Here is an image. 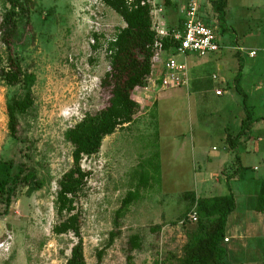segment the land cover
I'll use <instances>...</instances> for the list:
<instances>
[{"label": "rangeland", "instance_id": "374dc122", "mask_svg": "<svg viewBox=\"0 0 264 264\" xmlns=\"http://www.w3.org/2000/svg\"><path fill=\"white\" fill-rule=\"evenodd\" d=\"M20 1L27 3L29 11L25 17L28 18L19 22L17 33L10 38L4 20L11 3L0 0V160L26 163L45 181V187L32 196L20 190L7 212L0 205V264H66L78 240L73 234L57 236L53 232L63 219L55 207L59 182L73 166V147L65 134L85 116L108 106L110 89L102 85L111 70L108 42L126 25L116 12L97 0ZM152 1L158 7H153L154 11L161 10L160 7L164 12L171 10L167 0ZM170 16L176 18V14ZM220 27L215 32L222 54L234 58L238 48H244L246 52L242 55L249 62L248 49L255 50L258 55L252 62L263 78L264 0H232L230 13ZM95 35L100 42L97 50L93 48L98 44ZM12 54L20 57L25 69L36 76L35 105L20 121L24 143L13 141L8 130V97L21 92L19 88L9 87L1 77V70L7 67V59ZM177 59L182 61L181 57ZM214 73L221 75L213 68L208 72L210 83ZM241 79L232 83L239 85L238 89H225L222 97L212 90L205 96L207 102L201 105L195 104L196 97L200 96L189 97L183 90L185 95H179L177 103L166 105V130L160 142L150 104L133 125L107 137L97 156L83 160V169L89 177L76 200L75 213L81 217L87 264H129L130 255L133 256L132 264H164L171 255L169 245L172 242L166 231L162 234L155 229L179 225L180 219L189 220V211L193 208L184 194L191 190L202 197L230 194V186L227 189L224 181H216L222 178L221 173L214 180L209 179V174L215 173L200 174L197 170L200 160L192 156L191 148L194 136L206 132L208 143L220 150L214 153L207 148L206 155L217 157L221 154L224 137L238 134L235 127L244 110V95L254 110V117L264 116V97L254 100L256 95H252L255 81L241 82ZM263 121L259 124L261 132H264ZM178 131L186 135L183 150L178 149L179 142L174 140ZM158 144L163 154L161 176L142 191L141 199L121 220V235L109 247L116 213L123 199L134 191L142 173L155 171L149 165L143 169L142 163L154 158L159 151ZM241 162L244 178L251 177L255 181L264 178V151L252 153ZM254 167L260 171H254ZM203 189L211 191L204 194ZM243 198L242 195L237 200L238 208L245 205ZM258 218L261 235L249 241L253 264L264 263V216L259 214ZM133 235L141 237L142 248L131 254L128 243ZM178 244L180 252L182 243ZM101 252L102 260L99 259Z\"/></svg>", "mask_w": 264, "mask_h": 264}, {"label": "trees", "instance_id": "16d2710c", "mask_svg": "<svg viewBox=\"0 0 264 264\" xmlns=\"http://www.w3.org/2000/svg\"><path fill=\"white\" fill-rule=\"evenodd\" d=\"M11 3V10L6 15L4 25L6 34L11 38L17 33L19 22L23 23L29 11L27 3L20 0H7ZM116 12L124 21L125 27L119 29L115 37L108 42L107 54L110 60V72L106 75L102 85L110 89L108 106L103 110L85 116V118L70 128L65 138L73 147V166L63 175L59 182L55 207L62 221L54 227L57 236L73 234L78 242L71 250V256L66 264H87L84 241L82 237L81 217L76 214V200L83 193L89 173L85 172L82 162L85 158L97 156L105 139L114 135L118 130L131 126L141 111L140 104L135 99L137 88H146L153 71V62L156 56L155 44L158 41L153 29L152 0H97ZM170 0H167L169 4ZM228 0H217L213 3L214 12L218 21L223 24L226 20ZM29 23V19L27 20ZM26 22V23H27ZM183 29V25L181 29ZM99 49V37L94 36ZM11 42L9 41V44ZM165 53L177 55L179 43L166 38L162 40ZM240 72L236 78L239 82ZM2 80L11 88H19L20 93L9 95L7 101L8 130L10 138L17 143H24L20 133L21 117L27 115L34 107L33 88L36 84L35 74L25 69L23 61L17 55L7 59V67L1 70ZM239 88V85H236ZM247 95H244L245 119L241 123L239 133L234 137L230 135L228 145L236 151L240 140L252 134L253 126L264 120V116L254 117V110L248 105ZM155 117V116H154ZM159 136L158 129H156ZM153 159L142 163L143 169L148 165L154 173L141 174L134 191H130L123 199L122 206L116 213L114 221L115 230L110 234L109 247L121 235V220L127 215L132 205L141 199L142 191L147 190L152 182L161 176L160 153L156 151ZM145 171H148L147 169ZM239 168L236 173H241ZM236 175V174H235ZM232 176L228 177L230 182ZM45 187L36 170L26 163H17L14 160H0V205L7 212L14 203L20 190H26L27 196H32ZM190 201L192 210L198 215V222L184 220L182 229L187 241L179 255L169 254L164 264H225L228 251L225 248L226 229L229 217L236 211L237 203L234 195L212 198H196L194 193L183 196ZM256 212L264 214V180L259 192ZM67 216V217H65ZM195 224V225H191ZM158 226L155 230L159 231ZM129 251L142 248V239L133 235L129 240ZM103 252L99 254L102 260ZM133 256L128 257L132 264Z\"/></svg>", "mask_w": 264, "mask_h": 264}, {"label": "crops", "instance_id": "0c3cea01", "mask_svg": "<svg viewBox=\"0 0 264 264\" xmlns=\"http://www.w3.org/2000/svg\"><path fill=\"white\" fill-rule=\"evenodd\" d=\"M215 1L217 0L201 1L200 17L206 25L210 26L216 31L217 28L221 29V27L218 21V16L214 12L213 8V3ZM235 1L237 0H233V2ZM151 4L154 8L158 9L156 2L152 1ZM186 5L187 0H170L168 6L171 10L164 12V8L160 7L163 12L158 16V18L160 22L163 23L164 29L170 32L179 31L181 29V26L184 23L183 11L185 10ZM231 7L232 0H228V7L226 9V19L228 17V13H230ZM171 14H176V18L173 19V16H170ZM219 45L220 49L218 52L210 54L203 58L190 54L176 55L177 58H182L181 62H185L188 65V87L170 88L166 90L163 89L162 80L165 75V64L172 55L164 52L154 60L153 71L152 75L149 78V84L146 88L136 89L135 99L141 107L139 115L150 104L153 105V112L151 111V115L157 121L155 126L159 132L158 142H160V140L162 141V136H164V132L166 130V124L164 123L166 121L165 117H167L165 114L166 105L169 106L171 103H177L178 100H180V98L185 95L183 93V90L187 91V94L190 95L189 97L200 96V98L196 97V105H201V102L206 103L207 98L205 96H207L212 90H215V93L218 97H222L225 95V89H235L236 85L234 86L232 85V83H234L235 79L237 78L240 72V68L242 66L243 69L241 82L245 80L255 81L253 87L254 90L252 91V95H256L254 100H256V98L262 99L264 97V91L262 90L264 89L262 88L264 86V82L263 84L261 82L262 76L257 73L259 72V70L256 68L257 65L252 62L257 59V52L253 49H248L247 55L249 57V62H247L244 59V56L242 55V52L245 51L244 48H238L239 52H237L234 55V58H232L222 54L223 49L221 44ZM252 52H256V58H252L250 56ZM213 68H217L221 75L214 73L212 77H210V79L212 80V83H210V81H208V72L211 71ZM262 79L264 80V76ZM177 91L180 93L177 94ZM218 91H221L222 95H218ZM257 94H260V96H257ZM179 95H181V97ZM245 117L246 113L245 110H243V112L238 117V123L235 127L236 131H238L237 133H239L241 129V123L245 119ZM259 124L261 123H256L253 126V131L251 135L244 136L241 138L240 144L238 145L236 151H232L227 143L230 135H227L226 137L223 136L224 148L221 154H219L217 157H210L206 155L205 150L207 148H209L210 152H220L218 148L213 147L208 143V134L206 132L202 133L201 135L194 136L193 139V147L191 148V153L193 157H196L198 160H200L197 169L200 174H202V172L208 171L215 173L216 175L209 174V179L214 180V178L216 176H219V173H221L222 178H224V180H221L222 178L220 176L217 178L216 181L218 183L224 181L227 184V189L229 188L228 186H230L228 192L234 195L236 203H238L237 200L240 198V196H244L243 199L245 200V205L242 208H238L237 206L236 211L228 219L226 229V240H228V242H226L225 240L224 245L228 251V256L226 258L225 264H253L252 259L250 257L251 247L249 241L256 237H260L261 235L258 218L259 214L256 212V206L264 178L261 181H255L256 179L251 177L244 178V174H242L244 166L241 162L243 158L250 156L252 153L256 155V153H261L264 151V132L260 131V129L262 128L259 127ZM174 140L179 142L178 149L183 150L184 145L187 142L186 135L178 131V134L174 138ZM165 147L167 149V144L165 145ZM161 150L162 147L160 148L159 145L160 159H162L163 161V154L161 153ZM161 165H163V162L161 163ZM239 168H241L242 170L241 173H236ZM234 169L236 170L233 172V174H231L230 171ZM254 171L259 172L260 169L258 167H254ZM229 176H232L230 182H228ZM201 182H204V179H202ZM202 191L204 194H208L211 189H203ZM189 193H194L197 199L212 198L211 196L202 197L196 194V191L194 190L189 191ZM262 215L264 216V214ZM182 222H184V220L181 221L180 219L177 222L179 223V225H164L161 229L162 234L165 231L167 232V234H169L167 238L171 239L172 243L168 245L171 249L170 254L173 255H179L180 253L178 252L180 248L178 243H182V249L187 241V237L184 235V230L182 229ZM167 251H170L169 248L167 249Z\"/></svg>", "mask_w": 264, "mask_h": 264}, {"label": "built area", "instance_id": "2783aa9c", "mask_svg": "<svg viewBox=\"0 0 264 264\" xmlns=\"http://www.w3.org/2000/svg\"><path fill=\"white\" fill-rule=\"evenodd\" d=\"M202 0H187V5L183 11L184 23L183 29L179 31H168L163 28L158 16L162 10H153V29L157 34L158 41L155 44L156 56L158 58L165 51L163 49L162 40L170 38L179 43L177 55H194L200 58L216 53L220 49L218 37L214 29L206 25L200 17ZM152 3V2H151ZM256 57V52L250 55ZM154 59V60H155ZM189 86L188 65L177 59L176 55H172L165 64V75L162 80V88H183ZM222 95L221 91L217 92ZM189 220L193 223L198 222V215L193 211ZM182 225L184 222L181 223ZM228 242V240H226Z\"/></svg>", "mask_w": 264, "mask_h": 264}]
</instances>
